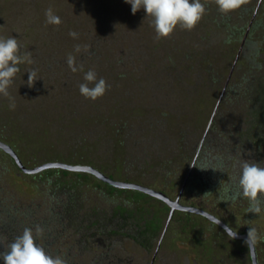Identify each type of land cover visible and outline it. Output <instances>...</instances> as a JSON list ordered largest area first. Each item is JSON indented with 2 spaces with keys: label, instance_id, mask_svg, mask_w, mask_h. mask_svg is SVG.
Listing matches in <instances>:
<instances>
[{
  "label": "rangeland",
  "instance_id": "obj_1",
  "mask_svg": "<svg viewBox=\"0 0 264 264\" xmlns=\"http://www.w3.org/2000/svg\"><path fill=\"white\" fill-rule=\"evenodd\" d=\"M201 3L205 14L194 30L178 26L158 40L152 18L143 8L133 15L125 0H0V38L17 39L33 61L18 65L9 97L0 95V141L24 167L91 166L178 196L235 232L256 228V262L264 264V203L250 213L246 198L224 191H239L229 181L243 162L264 167V120L253 127L248 114L264 109V0L227 14L215 0ZM48 8L59 26L46 23ZM89 70L110 86L94 102L79 91ZM55 169L22 172L0 149V236L7 238L0 253L30 228L38 246L67 264H251L243 239L198 214L173 210L167 222L169 207L156 209L163 205L153 197ZM129 193L148 199L137 214ZM119 210L128 214L127 229L114 234L109 218ZM153 216L157 228L140 243L136 225Z\"/></svg>",
  "mask_w": 264,
  "mask_h": 264
},
{
  "label": "clouds",
  "instance_id": "obj_2",
  "mask_svg": "<svg viewBox=\"0 0 264 264\" xmlns=\"http://www.w3.org/2000/svg\"><path fill=\"white\" fill-rule=\"evenodd\" d=\"M125 3L131 5V12L135 15L141 8L153 20V26L156 38L170 37L179 26L182 30L192 31L199 24L205 14V5L201 0H125ZM246 0H215L219 11L227 14L239 9ZM46 23L59 26L62 21L59 16L53 13L52 8L45 11ZM69 35L76 39V32H69ZM21 45L13 37L7 39L0 38V95L9 97L8 89L14 81L16 74L20 71L18 65L21 63H33L30 53L21 54ZM75 50L80 51V46L76 45ZM66 63L73 73L78 69L75 65V57L69 55ZM84 83L79 85L80 94L91 101L102 98L110 86L100 78L97 80V74L94 70H89L84 75ZM36 80V71H29V86ZM89 85H92L91 87ZM10 108L15 109V103H11ZM239 191L233 195V199L243 196L249 201L248 212L259 214L261 204L264 203V167L257 163L243 162L241 174L238 179ZM37 233L42 229L37 227ZM231 239L237 237V233L229 232ZM260 239L256 228H249L245 243L250 248L254 247ZM7 240L0 236V243ZM0 258L4 264H67L65 259L57 256L53 258L48 255L44 249L36 243L33 231L25 228L22 234L16 235L10 244H7V250L0 253Z\"/></svg>",
  "mask_w": 264,
  "mask_h": 264
},
{
  "label": "water",
  "instance_id": "obj_3",
  "mask_svg": "<svg viewBox=\"0 0 264 264\" xmlns=\"http://www.w3.org/2000/svg\"><path fill=\"white\" fill-rule=\"evenodd\" d=\"M0 149L3 150L6 154H8L12 158V160L15 163V165L17 166V168L22 172L35 173V172L41 171V170L46 169V168H61V169L69 170V171L87 172V173H90L93 176H95L97 179L102 180V181L110 184L111 186H114L117 188H127V189L138 190V191H141L143 193H146L152 197H155V198L161 200L163 203H165L169 207V212L167 215V222L170 219L173 210L191 212V213L198 214V215L206 218L207 220L213 222L214 224H216L217 226L222 228L224 230V232L229 236H230L229 232H231V233H237V237H236L237 239H243L244 241L247 239V234L242 233V232L238 233V232L233 231L221 219L217 218L213 214H211V213H209V212H207L201 208H198L196 206L184 205V204L179 203L178 202V196H176L174 199H171V198L167 197L164 193H162L161 191H158V190H154V189H151V188H148V187L136 184V183L113 180L111 178L106 177L105 175L100 173L95 168H93L91 166H87V165L65 164V163H61V162L50 161V162H43V163H40V164L35 165L33 167L27 168V167H24L19 162L17 156L11 150V148L9 146H7L6 144L2 143L1 141H0ZM246 246H247V244H246ZM247 249H248V256H249L250 263L251 264H257L254 247L249 249V247L247 246Z\"/></svg>",
  "mask_w": 264,
  "mask_h": 264
},
{
  "label": "trees",
  "instance_id": "obj_4",
  "mask_svg": "<svg viewBox=\"0 0 264 264\" xmlns=\"http://www.w3.org/2000/svg\"><path fill=\"white\" fill-rule=\"evenodd\" d=\"M260 92L261 91H259L258 93H257V95H258V97L260 96ZM260 99H261V96H260ZM261 102L263 103L262 105H264V100L262 99L261 100ZM259 109V108H258ZM248 114H249V116L251 117V119H252V121H251V126H253L254 124V126L253 127H256V126H260V125H262L263 126V122H262V120H264V109L263 110H260L259 112H258V110H257V112H253L252 110H249V112H248ZM261 126V127H262ZM261 127H259V128H261ZM10 157V156H9ZM11 158V157H10ZM12 159V158H11ZM15 164V163H14ZM46 169H48V168H46ZM46 169H43V170H41V171H44L45 173H47L49 170H46ZM59 171H61L60 173L62 174V175H64L65 173H67L68 171L67 170H61V169H58ZM54 171H57V168L54 170ZM85 173H87V172H75V174L77 175V176H84V174ZM101 173V172H100ZM88 174H90V173H88ZM240 174H241V172H238V171H234L233 172V174L231 173V177H232V180L231 181H229V184L231 183V185H233V184H237L238 183V179H239V176H240ZM92 175V174H91ZM95 177V176H94ZM107 177V176H106ZM96 178V177H95ZM109 178V177H108ZM97 179V178H96ZM98 182L99 183H104V184H106V185H108V186H110L111 188L110 189H108V190H112V191H121V190H123L124 188H117V187H114V186H111L110 184H108V183H106V182H104V181H102V180H99L98 179ZM213 184V183H212ZM212 184L209 186V188L211 189L213 186H212ZM228 184V185H229ZM187 187L188 188H191V186H190V184L189 183H187ZM130 190V189H129ZM132 191L134 190V189H131ZM134 191H136V192H138V194H141V195H143V196H146V197H152V196H150V195H148V194H146V193H143V192H141V191H138V190H134ZM224 191H225V194H230L231 193V195H234V193H236L235 192V190H231V189H229L227 186H224ZM207 192H208V189H207ZM163 193V192H162ZM129 195H130V193H129ZM167 196V195H166ZM130 197V199L132 200V201H134L135 202V207H134V212H133V214H137L139 211H137V208H138V210H140V206L139 207H137V205L140 203V202H142V201H148V199L146 200V199H142V197L141 196H137V195H133L132 193H131V195L129 196ZM168 197V196H167ZM153 198H155V197H153ZM155 199H157V198H155ZM159 202H161V204L163 205V208H162V206L160 205V203L159 204H157L158 206H157V208L156 209H158V210H162V211H167V205L165 204V203H163L161 200H159V199H157ZM151 202V201H150ZM152 203V202H151ZM188 205H192V206H194L193 204H188ZM122 210H124L125 211V209H123L122 208ZM122 210H119L118 211V213L116 212V214H117V217H113V218H109L110 220H111V224H109L110 225V227L112 228V226H116V228L114 229H111L110 230V232L111 233H114V234H117V229H123V228H125L126 227V224H125V220L127 219V217L126 216H128V214H124V211H122ZM176 211H180V210H176ZM126 212V211H125ZM129 212V211H128ZM127 212V213H128ZM181 212H184V211H181ZM186 212V211H185ZM166 214H167V212H166ZM119 216V217H118ZM172 216H173V214L171 215V217L170 218H172ZM115 218V219H114ZM108 219V221H110ZM112 219H114V221L112 220ZM118 220H120V221H118ZM157 225H158V219L155 217V216H153V217H151L148 221L146 220V221H144V223L142 224V226L140 227V226H137L136 225V238H134V239H136V240H138L140 243H144L145 241H147V239H148V236H150V234L152 235V233L151 232H153L154 230H156V228H157ZM216 225V224H215ZM137 227H140V228H137ZM219 227V226H218ZM129 228V227H128ZM220 228V227H219ZM125 229H127V227L125 228ZM126 232H127V230H126ZM126 232H124L125 234H126ZM119 235H123V234H119ZM131 236V235H130ZM132 237V236H131ZM7 244L8 243H5L4 244V246L6 245L7 246ZM143 245V244H142ZM1 259V258H0ZM1 261V260H0Z\"/></svg>",
  "mask_w": 264,
  "mask_h": 264
},
{
  "label": "flooded vegetation",
  "instance_id": "obj_5",
  "mask_svg": "<svg viewBox=\"0 0 264 264\" xmlns=\"http://www.w3.org/2000/svg\"><path fill=\"white\" fill-rule=\"evenodd\" d=\"M245 242V241H244ZM246 244V243H245Z\"/></svg>",
  "mask_w": 264,
  "mask_h": 264
}]
</instances>
